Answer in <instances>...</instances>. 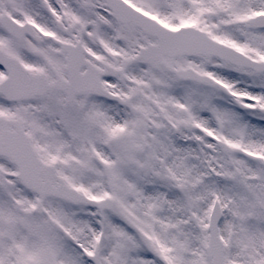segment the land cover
<instances>
[{"label":"snow or ice","instance_id":"snow-or-ice-1","mask_svg":"<svg viewBox=\"0 0 264 264\" xmlns=\"http://www.w3.org/2000/svg\"><path fill=\"white\" fill-rule=\"evenodd\" d=\"M0 264H264V0H0Z\"/></svg>","mask_w":264,"mask_h":264}]
</instances>
